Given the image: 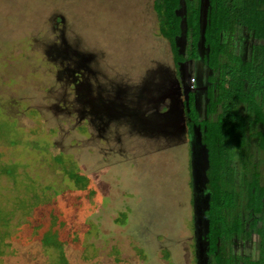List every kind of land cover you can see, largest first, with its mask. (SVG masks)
Wrapping results in <instances>:
<instances>
[{"label": "rangeland", "instance_id": "rangeland-1", "mask_svg": "<svg viewBox=\"0 0 264 264\" xmlns=\"http://www.w3.org/2000/svg\"><path fill=\"white\" fill-rule=\"evenodd\" d=\"M154 1L0 0V264H191L187 146L147 121L194 72Z\"/></svg>", "mask_w": 264, "mask_h": 264}, {"label": "trees", "instance_id": "trees-1", "mask_svg": "<svg viewBox=\"0 0 264 264\" xmlns=\"http://www.w3.org/2000/svg\"><path fill=\"white\" fill-rule=\"evenodd\" d=\"M183 1V15L179 13L182 8L181 0L154 1L160 32L169 41L174 57L178 60L182 58L178 52L176 38L182 34V20L185 21L186 35L190 39L189 52L192 56L195 55L197 41L201 35L199 5L202 0ZM238 26H243L256 38H264V0H208L204 40L210 52L206 59L209 64L212 63V51L218 52L225 48L221 33H230ZM250 65L248 75H242L244 79L253 82L264 77V45L254 49ZM260 111L257 113H261ZM191 118L192 122L197 123L196 117ZM201 126L202 143L208 153L205 177L209 199L208 208L204 212L209 220L213 264L251 263L249 256H242L235 252L233 247V238L241 236L244 232L253 233L259 238L256 245L257 258L259 264H264V171L260 174L259 165L253 163L252 157L255 154L251 147L253 144L257 149L259 144H264V134L257 128H264V115H249L248 118L241 115H217L214 121L208 119L203 121ZM247 126L249 136H246ZM240 139L246 141L238 151L239 159L244 164V172L240 184L232 185L227 181L228 170L236 158L233 146ZM259 149L263 150V145ZM246 171L250 175H246ZM65 175L77 187L85 184V179L83 182L80 180L82 177L86 178L83 174H76L73 170V174L65 172ZM47 233L48 231L44 233L45 238ZM51 243L56 244L55 240ZM59 247L56 246L58 249Z\"/></svg>", "mask_w": 264, "mask_h": 264}, {"label": "flooded vegetation", "instance_id": "flooded-vegetation-1", "mask_svg": "<svg viewBox=\"0 0 264 264\" xmlns=\"http://www.w3.org/2000/svg\"><path fill=\"white\" fill-rule=\"evenodd\" d=\"M201 4L202 3L200 1L199 10H201ZM213 6L216 7L215 4ZM181 7L182 9L179 13L183 15L185 14V4L183 0H181ZM184 23L182 24V27H184L182 34L185 39L184 52H180V48L177 45L178 52L182 60L176 59L174 54L172 55V60L178 68L176 72L177 76L182 74L181 71L183 68H181L180 65H192V71L194 72V77L192 78L193 83L186 86L184 77L180 75L178 78L180 81L172 83V85L168 87V90L169 95L172 98L177 97L176 100L178 101L176 102V105L177 107H181V113L183 114L182 118L185 120L186 132H182L183 134L179 135L175 133L171 135L170 132L167 134L168 136L166 139H171L170 136L174 137V134L179 137V143L187 146V161L190 164V169L192 167L188 176L191 180L190 203L192 204L190 217L192 222L190 233L192 235L189 238L191 244L190 262L191 264H213L214 255L211 253L212 246L210 241L211 232L208 226L209 220L205 217L206 212H204L208 208L209 194L206 192V177L203 176V170H207L208 166L205 160L207 148L202 143L203 129L201 125L203 121H207L208 119L214 121L217 115H241L245 118H248L249 115H264V77L258 78V80H254L253 82H249L247 81L248 79L246 80L242 76L244 74L248 75V68H251L249 66H251L250 61L253 51L255 48L264 45V38H256L254 34L248 32L243 26L235 27V29L230 33L222 32L221 39L222 42H225V48L223 50L220 49L218 52L212 51V63L209 64L206 59L210 52L205 45V40L203 41L201 38L197 41V48L194 52L195 55H190V39L186 35ZM182 34L176 38V41L180 36H182ZM225 39H227V41ZM246 41H248V44ZM243 52H245V56H243ZM256 68L258 67L256 66ZM227 71H230L232 74L227 76L230 77L228 82L225 80H223V82L222 78L225 76ZM225 82L226 84L228 83V85H226ZM233 82L236 92L238 93V89L241 90L238 93L239 96L237 99H230V97L236 96V94H234L230 89V85ZM245 88L249 90V94L253 97L251 100L246 99V95L243 90ZM162 97V101H164L167 96L162 94ZM169 99L167 102H163V105H160V108L164 106L161 110H163L162 112H165L168 116H165V118H162L163 115L155 117L150 116L151 119L147 121L148 124L153 125L158 130H165V128L169 125V121L174 118L173 114L175 112L173 111L171 105H169V103H172ZM258 110H261V113H257ZM193 116L197 118V123L192 122L191 117ZM161 119L164 120L161 121ZM136 123L142 124L140 121H136ZM257 128L260 130L261 134H264V128H262V126H257ZM249 132V127L247 126L246 136H249ZM168 141L170 140H167V142ZM244 141V139H240V141H237L236 145L233 146V153L236 155V158L231 162L227 177V181L232 185L240 184L242 174L244 172L242 168L244 164H242L239 159L240 157L238 153V151H240V149L244 146ZM261 145H263V150L259 149ZM251 147L255 154L254 157H252L253 163L259 165V173L263 172L264 144H259L257 149L253 144H251ZM246 157L248 159L247 154ZM192 159H194V161H192ZM234 167L239 169L240 174L238 176V183H235L230 179V172L232 173L234 171ZM248 174L250 175V173H247L246 171V175ZM262 210V213L264 214V206ZM257 241H259V238L255 234L244 232L241 236L233 238V242L235 243L233 246L234 251H239L242 256H249L244 255L243 251L245 247L250 246V254L253 253L252 255L255 254L257 256Z\"/></svg>", "mask_w": 264, "mask_h": 264}, {"label": "water", "instance_id": "water-1", "mask_svg": "<svg viewBox=\"0 0 264 264\" xmlns=\"http://www.w3.org/2000/svg\"><path fill=\"white\" fill-rule=\"evenodd\" d=\"M206 17H207V11L202 13V9H201L200 10V23H201V35H200V38L203 41H204V32H205V27H206ZM183 23H184V21L182 20L181 25ZM165 116H168V115H165ZM168 124L171 127H173L176 130H178V131H180V127H181V131L180 132H183V133L186 132L185 120H183L182 115L181 116H179V115L174 116V118L171 119ZM205 160H206V163H207V166H208L207 153L205 154ZM205 170H203L204 176H205Z\"/></svg>", "mask_w": 264, "mask_h": 264}]
</instances>
